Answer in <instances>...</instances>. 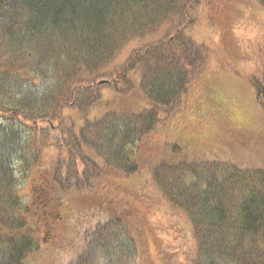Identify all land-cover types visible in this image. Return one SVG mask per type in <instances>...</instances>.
Masks as SVG:
<instances>
[{"label":"trees","instance_id":"16d2710c","mask_svg":"<svg viewBox=\"0 0 264 264\" xmlns=\"http://www.w3.org/2000/svg\"><path fill=\"white\" fill-rule=\"evenodd\" d=\"M229 1L0 0V264H264V157L239 167L178 142L194 77L229 43L227 9L264 32V0ZM259 42L242 64L264 117Z\"/></svg>","mask_w":264,"mask_h":264},{"label":"rangeland","instance_id":"374dc122","mask_svg":"<svg viewBox=\"0 0 264 264\" xmlns=\"http://www.w3.org/2000/svg\"><path fill=\"white\" fill-rule=\"evenodd\" d=\"M228 6H232L234 11L238 10L233 0L229 1ZM231 14L228 8V27H232L227 45L228 49L224 46L223 40H221V44L217 49L212 45L210 46L211 56L216 57L212 61V65H217V69L210 73L202 71L194 77L192 95L188 96L189 98L184 106L186 111L192 109L193 113L185 112L178 121V125L183 130V135L178 139V142H180L185 152H190L198 159L219 160L222 161V164L233 163L239 167H256L264 157V117L259 114L251 100L252 97L249 96L244 80L246 71H251L254 65L253 63H246L245 59L242 64V57H244V50H251L250 46L253 43H261L259 40L264 36V32L259 26L244 22V19H238V16L237 22L231 23L229 19ZM223 16L224 11L218 13L208 23L194 25L196 37L191 32L194 41L198 44L200 40L211 43L207 29L216 28L219 19L224 23ZM262 19H264V15L259 12L255 16V22L258 23V20ZM220 54L226 56L230 68L220 64L217 60ZM234 56L235 58H233ZM248 56L249 54L245 58ZM257 57L258 54H255L253 59L257 60ZM210 79L222 86L234 88L235 94L228 91L227 96L230 98H225L219 92H211L209 89ZM196 106L206 110L207 118L195 126H190L188 120L194 122L192 117L198 110ZM233 108H236L237 114L232 113ZM244 108L246 113H244ZM228 122L236 123V126L233 127ZM241 143H244V148ZM199 145H202L200 151L193 153ZM19 187L23 189V182L20 183ZM60 255L57 253L56 260L52 261L48 252V259L53 264H67L72 259V255L67 253ZM33 264H47V261L44 260L43 255H40L33 261Z\"/></svg>","mask_w":264,"mask_h":264}]
</instances>
